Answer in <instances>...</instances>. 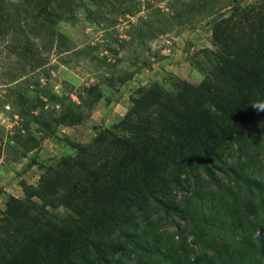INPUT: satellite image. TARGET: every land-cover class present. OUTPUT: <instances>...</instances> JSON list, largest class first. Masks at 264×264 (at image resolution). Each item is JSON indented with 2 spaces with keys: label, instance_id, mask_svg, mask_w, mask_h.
Returning a JSON list of instances; mask_svg holds the SVG:
<instances>
[{
  "label": "trees",
  "instance_id": "16d2710c",
  "mask_svg": "<svg viewBox=\"0 0 264 264\" xmlns=\"http://www.w3.org/2000/svg\"><path fill=\"white\" fill-rule=\"evenodd\" d=\"M56 1L0 0V29L38 21ZM244 2L209 23L216 50L202 52L210 73L201 84L138 89L113 129L85 145L65 138L75 154L41 164L37 186L8 198L0 264H229L234 240L226 245L223 227L234 237L240 211L264 216V112L251 107L264 103V0ZM258 228L264 261V221ZM205 229L211 248L226 245L219 260L206 254Z\"/></svg>",
  "mask_w": 264,
  "mask_h": 264
},
{
  "label": "rangeland",
  "instance_id": "374dc122",
  "mask_svg": "<svg viewBox=\"0 0 264 264\" xmlns=\"http://www.w3.org/2000/svg\"><path fill=\"white\" fill-rule=\"evenodd\" d=\"M56 3L38 21L21 16L7 31L0 29V218L10 196L23 200V185L37 186L41 164L75 154L65 138L85 145L99 130L113 129L138 89L158 84L172 90L178 81L201 84L210 73L202 52L216 50L209 23L231 0ZM240 215L245 225L236 236L230 223L222 230L226 245L234 240L229 264H264L253 243L264 216L247 210ZM175 225L165 231L173 232ZM185 233L196 253L190 224ZM205 235V241L213 237L208 229ZM210 245L204 244L208 257L221 259L226 245Z\"/></svg>",
  "mask_w": 264,
  "mask_h": 264
},
{
  "label": "clouds",
  "instance_id": "9594fccd",
  "mask_svg": "<svg viewBox=\"0 0 264 264\" xmlns=\"http://www.w3.org/2000/svg\"><path fill=\"white\" fill-rule=\"evenodd\" d=\"M251 107L257 112H264V103H253Z\"/></svg>",
  "mask_w": 264,
  "mask_h": 264
}]
</instances>
